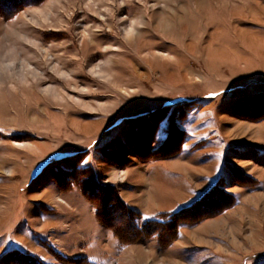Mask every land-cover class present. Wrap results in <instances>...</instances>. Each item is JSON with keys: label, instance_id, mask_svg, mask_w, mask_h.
I'll use <instances>...</instances> for the list:
<instances>
[{"label": "rangeland", "instance_id": "374dc122", "mask_svg": "<svg viewBox=\"0 0 264 264\" xmlns=\"http://www.w3.org/2000/svg\"><path fill=\"white\" fill-rule=\"evenodd\" d=\"M0 264H264V0H0Z\"/></svg>", "mask_w": 264, "mask_h": 264}, {"label": "snow or ice", "instance_id": "6c2138e0", "mask_svg": "<svg viewBox=\"0 0 264 264\" xmlns=\"http://www.w3.org/2000/svg\"><path fill=\"white\" fill-rule=\"evenodd\" d=\"M158 135L162 137V133H158Z\"/></svg>", "mask_w": 264, "mask_h": 264}, {"label": "bare ground", "instance_id": "6f19581e", "mask_svg": "<svg viewBox=\"0 0 264 264\" xmlns=\"http://www.w3.org/2000/svg\"><path fill=\"white\" fill-rule=\"evenodd\" d=\"M165 18V17H164ZM88 47V46H87Z\"/></svg>", "mask_w": 264, "mask_h": 264}]
</instances>
